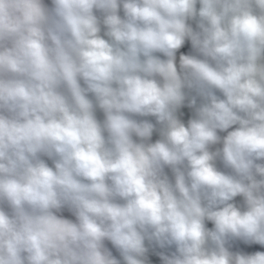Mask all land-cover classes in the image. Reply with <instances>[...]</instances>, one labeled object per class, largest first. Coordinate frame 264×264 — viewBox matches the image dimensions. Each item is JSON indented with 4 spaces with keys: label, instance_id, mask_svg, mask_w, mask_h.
Here are the masks:
<instances>
[{
    "label": "clouds",
    "instance_id": "1",
    "mask_svg": "<svg viewBox=\"0 0 264 264\" xmlns=\"http://www.w3.org/2000/svg\"><path fill=\"white\" fill-rule=\"evenodd\" d=\"M0 264H264V0H0Z\"/></svg>",
    "mask_w": 264,
    "mask_h": 264
}]
</instances>
